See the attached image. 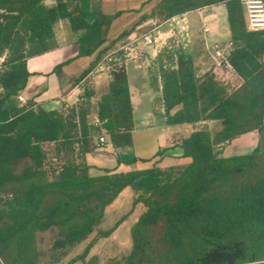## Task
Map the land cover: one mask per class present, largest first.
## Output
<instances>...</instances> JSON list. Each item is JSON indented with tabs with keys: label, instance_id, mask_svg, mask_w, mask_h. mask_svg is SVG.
<instances>
[{
	"label": "trees",
	"instance_id": "trees-1",
	"mask_svg": "<svg viewBox=\"0 0 264 264\" xmlns=\"http://www.w3.org/2000/svg\"><path fill=\"white\" fill-rule=\"evenodd\" d=\"M212 5L225 7L228 53L198 75L196 52L173 38L149 70L151 84L160 85L157 104L167 125L218 122L219 128H198L180 140L189 159L184 166L103 169L91 176L84 156L98 147L99 136L114 149L132 141L122 53L105 63L110 80L94 101L89 82L76 103L60 109L21 103L18 95L30 75L26 60L57 46L58 20H67L78 56L98 60L109 50L107 30L118 13L104 14L100 0H0V264H264V29H247L239 0H159L152 16L165 21ZM252 131L257 150L221 154V147ZM126 187L131 208L141 206L129 251L105 262L88 256L122 215L65 260ZM43 234L48 243L41 251Z\"/></svg>",
	"mask_w": 264,
	"mask_h": 264
},
{
	"label": "crops",
	"instance_id": "crops-1",
	"mask_svg": "<svg viewBox=\"0 0 264 264\" xmlns=\"http://www.w3.org/2000/svg\"><path fill=\"white\" fill-rule=\"evenodd\" d=\"M120 1L128 3L129 0H100L101 10L104 14L114 15L118 13L107 30L108 40L106 46L109 50L105 54L117 50L120 45L127 40L126 38L131 32L125 37L115 40L125 30L140 26L142 33L138 35L139 37L145 33H152L154 35L161 34L162 36L167 37L168 32H170L171 29L178 32L177 29L171 26L172 21L177 17L183 21L187 19L189 14V12H187L165 21H159L155 16H152L153 10L142 15L137 14L136 10L128 8L117 12L116 6ZM158 3L159 1L157 4ZM198 11L205 12L204 15H209L211 17L210 23L215 26V32L212 33L215 34V39L219 36H224V42L227 41L228 29L224 5L206 6ZM121 18H123L125 24L120 31L117 30V26L119 25V20ZM188 27L186 26V28ZM54 33L57 43V46L54 49L30 57L26 60V69L30 75L27 78L25 87L21 90V95L24 99L23 103L26 101H32L33 103L41 105L45 109H60L62 106H71L77 102L78 95L85 82L91 83L95 91V98L92 99V101L98 99L99 96L105 92L110 80L109 72L105 69L106 64L102 62L105 54L98 60H96V54L78 56V45L73 38L68 22L65 19L58 20L54 24ZM208 38L211 40L213 37L211 36ZM209 53L210 52L207 51L206 48L203 52L197 51L195 53V64L198 68V75H202L207 69L214 66L216 60L210 65H207L205 62ZM152 60L153 59L150 58L148 60L141 59L130 61L131 64L128 65L127 63H129V61L124 62L129 98L132 107V141L128 146L113 149L117 152L123 153L119 158L115 156V166L107 168L103 166L104 164L103 162L101 163V160H92L93 162L88 164L89 174L91 167L99 169L101 174L103 169H114L115 171L120 172L143 169L151 167L152 165L160 168L181 167L189 162L187 157L182 156V149L178 145L183 137L187 136L196 128L191 127L194 124H180L169 127L165 125L164 117L162 115V107L160 105L156 106L157 99L160 97V85H158V88H154L151 84L149 67L151 66ZM85 72L87 73L79 79ZM156 114L161 116L158 121L154 120ZM89 118L92 123H95L96 106L94 104L90 106ZM212 123L215 122H200L196 124ZM181 125L187 126L183 132H179L178 129V126ZM158 128H160L159 131H157ZM249 136L250 135H248V138L256 137ZM104 137L106 142L101 146L109 143L107 137ZM149 137L154 138V144L157 148L156 152H151V150L150 152H145L148 146L147 139ZM95 149L87 153L84 156V160L89 157L93 158L92 155ZM158 152H160L159 155ZM131 159H134V161L127 163V161Z\"/></svg>",
	"mask_w": 264,
	"mask_h": 264
},
{
	"label": "rangeland",
	"instance_id": "rangeland-1",
	"mask_svg": "<svg viewBox=\"0 0 264 264\" xmlns=\"http://www.w3.org/2000/svg\"><path fill=\"white\" fill-rule=\"evenodd\" d=\"M159 0H129L128 3L119 2L116 6L117 12H120L126 8L134 9L137 11V14H147L155 9L156 4ZM46 4H50L51 0H44ZM153 12V11H152ZM205 12H199L198 10L189 11L187 19L181 21L179 17L175 18L172 21L171 26L177 29L175 38L179 43L183 45H188L193 51L203 52L205 48L209 51L208 58L205 59L207 65L212 64L219 57V51L214 49L212 45L217 43L218 45H223L228 43V40L224 42V36H219L215 39V34H207L202 31V24L205 22L204 15ZM119 25L117 26V30H122L125 21L123 18L119 20ZM186 26L188 28H186ZM148 29V28H147ZM130 34L126 38L127 40L130 38L137 37L142 31L140 30V26L132 27L130 29ZM144 33V32H143ZM213 37L209 40L208 37ZM125 40V39H124ZM123 40V41H124ZM214 40V41H213ZM204 49V50H203ZM128 64H131L129 61ZM128 68L130 67L127 66ZM93 75V74H92ZM156 106H159L156 104ZM161 116L156 114L155 121L160 120ZM158 125V124H156ZM166 126H172L167 125ZM185 125L178 126L179 132H183L185 130ZM191 127L193 128H208L210 131H215L219 128V123L215 122L212 124H194ZM160 128L157 129L159 131ZM256 136L254 138H248ZM243 137V138H241ZM241 138V139H238ZM148 146L145 152H156L157 148L154 144V138H148ZM257 146V134L256 132H249L244 135L237 137L235 140L230 142L229 144L221 147L219 150L222 155L229 156L234 154H242L246 152H251L256 149ZM114 148L110 143H106L104 146L97 147L92 155L93 158H85V163L88 165L92 160H101L103 162V166L107 168H111L115 166V156L119 158L123 155L122 152H117L113 150ZM150 154V153H147ZM147 156V155H145ZM89 166V165H88ZM102 166V165H101ZM100 174V170L94 167H91L90 175L97 176ZM131 197L132 192L130 188H124L117 196L112 205H110L104 215L103 220L96 226L95 230L87 236L85 240L76 244L73 248H71L70 252L64 257V259H68L73 257L74 255L80 253L84 246L95 238V235L98 230H103L111 226L119 217L122 215H126L125 219L118 226V228L107 238H99L95 240L94 245L92 246L89 255H95L100 262H105L110 257H121L126 254L131 246V237H130V227L136 220L137 216L141 212L140 204H137L135 207L131 208ZM48 243V237L46 234L38 237L37 246L41 251H44L46 245ZM47 258L44 257V260ZM78 264V263H77Z\"/></svg>",
	"mask_w": 264,
	"mask_h": 264
},
{
	"label": "built area",
	"instance_id": "built-area-1",
	"mask_svg": "<svg viewBox=\"0 0 264 264\" xmlns=\"http://www.w3.org/2000/svg\"><path fill=\"white\" fill-rule=\"evenodd\" d=\"M244 11L245 24L248 30H262L264 29V2L263 0H239ZM205 22L202 24V31L207 34L215 32V26L211 25V17L209 15L204 16ZM176 31L171 29L168 32V36L164 37L161 34L145 33L142 36L130 38L123 42L120 47L115 51H110L104 55L102 62L106 63L111 60L112 55L120 51L123 55L124 62L126 61H137V60H148L154 59L163 47L170 46V39L175 38ZM212 47L219 51V57L226 55L230 49L229 43L218 45L214 43ZM147 49V51H146ZM218 57V58H219ZM216 62L215 64L217 63ZM214 64V66H215ZM213 66V67H214ZM207 69L206 71L212 69ZM106 71L109 72L110 66H105ZM205 71V72H206ZM18 100L22 103L23 97L21 94L18 95ZM105 137L99 136L96 140V146H101L105 143Z\"/></svg>",
	"mask_w": 264,
	"mask_h": 264
}]
</instances>
